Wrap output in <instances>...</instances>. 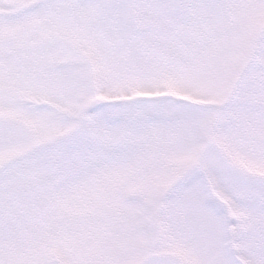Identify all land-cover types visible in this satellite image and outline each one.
<instances>
[{
    "label": "snow or ice",
    "instance_id": "1",
    "mask_svg": "<svg viewBox=\"0 0 264 264\" xmlns=\"http://www.w3.org/2000/svg\"><path fill=\"white\" fill-rule=\"evenodd\" d=\"M0 264H264V0H0Z\"/></svg>",
    "mask_w": 264,
    "mask_h": 264
}]
</instances>
